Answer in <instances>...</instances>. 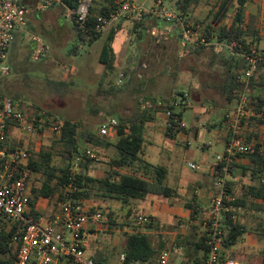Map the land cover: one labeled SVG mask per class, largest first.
<instances>
[{"label":"rangeland","instance_id":"1","mask_svg":"<svg viewBox=\"0 0 264 264\" xmlns=\"http://www.w3.org/2000/svg\"><path fill=\"white\" fill-rule=\"evenodd\" d=\"M215 3L217 0H201L198 7L189 11V23L205 22ZM248 3L258 4L256 14L252 16L257 17L262 27L263 35L257 47L263 52L264 0H249ZM103 5L104 0H95L92 8L98 12ZM146 7L149 11L153 9L151 3ZM165 7L176 10L173 3ZM155 22H159L161 26L150 27ZM119 23H122L123 30L113 45V69H107L100 64L99 57L109 31L92 43L81 42L71 18H68L67 11L62 6H55L47 12L31 13L26 28L17 34L18 38L12 46L9 56L10 72L6 76L0 73V91L3 99L0 103L13 100L28 118H34L36 113H49L51 121L69 120L97 134L103 120L128 118L138 110L150 111L143 110L142 104H153L152 99L156 101L157 105L153 104L152 109L157 112L156 121L146 127L145 138L150 144L147 145L144 160L153 166H162L168 170L167 183L177 191L178 198L151 197L145 202L134 201L133 206L139 215H151L158 221V230L148 231L153 243L157 244L159 237H163L167 248H170L176 239L185 238L189 234V217H184L182 213L179 215L175 208L184 207L188 200H193L201 206V201L206 199L202 205L204 207L211 203L215 193V177L203 172V168L207 167V170L209 165L215 163L216 156L224 151L223 144L214 143L217 137L212 132L217 130L220 141L226 144L228 133L223 121L235 102L232 105L226 104L214 89L223 76V68L217 63L211 65L210 59L213 54H222H217L211 47H207L208 54L204 57H185L182 26L177 21H169L150 12L144 14L141 21L124 19ZM137 23L147 24V31L144 32ZM117 25L118 23L114 28ZM153 30L164 36L157 41L152 34ZM36 39L44 43L46 50L38 60H33L31 45L35 44ZM225 54L228 53L225 51L223 55ZM262 76L264 78V72ZM54 82L70 86L58 88ZM206 86H210V89ZM178 93H183L186 98L183 99ZM167 105L181 115L184 129L187 131L177 133L175 139L166 135ZM241 134L246 140L251 135L249 142L260 141L264 138V125L258 126L247 121ZM59 137L58 133L48 128L42 133L34 132L32 135L15 131L12 143L34 152L52 148L53 163L59 166ZM202 144L212 147L203 151ZM89 151L97 158L91 165L94 177H105L110 170L108 163L114 157V150L110 149L104 154L91 149ZM188 163L203 167L202 171H191ZM234 173L238 180L249 182V177H243L240 171ZM178 174L180 179L177 180ZM93 204L102 209L109 208L114 213L119 211V204L114 202L96 199ZM57 205V201L53 204L40 203L44 208L42 216L49 218L56 214ZM197 211L198 217H202V210L197 208ZM243 222L247 225L253 224L251 217H246ZM143 230L142 228L141 231ZM122 235L113 232L99 234L92 240L91 253L100 252L106 256L107 264H118V252H114V248L120 247ZM238 245L225 251L229 259L232 254L241 252L257 254L264 248V233H260L257 239L249 236L244 244ZM182 259L188 258L181 249L178 254L172 256L169 264H179Z\"/></svg>","mask_w":264,"mask_h":264},{"label":"trees","instance_id":"2","mask_svg":"<svg viewBox=\"0 0 264 264\" xmlns=\"http://www.w3.org/2000/svg\"><path fill=\"white\" fill-rule=\"evenodd\" d=\"M104 1L105 5L101 7L99 13L96 9L90 8L89 17L84 27H80L75 19L71 18L73 28L81 42L92 43L102 36L101 33L95 31L96 17L107 15L115 10L119 0ZM168 1L173 3L176 10L182 13L183 24H189L205 41L222 43L234 50L233 56L213 54L210 59L211 65L217 63L223 68V76L214 89L219 92L226 104L232 105L237 100L238 94L243 90L240 80L249 69L245 58L253 55L251 50L253 47L257 49L261 57L258 59L257 70L249 82V106L252 109V115L248 121L258 126L264 125V78L262 76L264 72V51H259L257 47L263 34L257 17L246 13V5L249 0H217V3L211 7L206 21L195 24L189 23V11L198 7L201 0ZM79 2L80 0H63L61 6L66 11L75 12ZM22 3L30 7L33 6V3L28 0H22ZM138 24L137 26L141 27L144 32L147 31L148 27L145 26L147 24ZM160 26L159 22L150 25V27ZM122 30V23H118L115 28L113 26L109 30L107 35L99 57L100 64L107 69H113L115 60L113 45ZM34 47L35 44L32 43V52ZM184 52L185 57L196 58L208 54L207 47L200 42L186 47ZM211 52L213 53L212 50ZM53 84L58 88H68L70 86V84L65 83L54 82ZM206 87L210 89V86ZM178 94L183 99L186 98L183 93ZM2 100L0 91V102ZM151 101L155 106L157 105L156 101L153 99ZM166 108L172 113L169 121L174 117L182 121L181 115L177 114L173 108L168 105ZM156 116V110L152 111L150 109V111L143 112L138 110L128 118L119 117L117 134L113 138H108L110 136L102 137L99 133L94 134L91 129L83 127L81 124L69 120L61 122L59 119L49 122L51 119L49 113H44L41 116L36 113L35 132L42 133L51 125H54L56 131L59 132L58 144L61 148L59 153L61 165L57 166L53 163L52 148L41 149L32 158L30 162L31 169L40 174L42 187L33 193L34 199L30 204L31 214L35 218L38 217L33 209L40 198L47 199L49 204L68 198L72 202L87 208L91 213L100 212L110 218H123L121 221H124L139 215L138 210L133 207L134 201L144 202L150 196L165 199L178 198L177 191L167 184L168 170L162 166H153L144 160L147 145L150 144L145 138L146 127L156 121ZM60 123H62L61 126ZM180 132L186 133L187 131L185 129L175 131L170 128L166 131V135L170 139H175L176 134ZM250 139L251 135L247 137V141ZM1 147L0 145V149ZM259 147L257 146L255 154L240 157L241 160H248L247 165L239 163L232 165L231 179L226 182L229 199L223 201L226 210L222 212V231L226 232L223 243L225 251L239 244L247 235L257 239L260 233H264V151L260 152ZM90 149L99 154H104L110 149L114 150V157L108 163L110 170L103 178H96L92 173L91 165L96 159H90L87 156ZM219 169H221V166H219ZM234 171H240L243 177L248 176L249 182L238 180ZM220 176L223 177L221 171ZM96 199L119 204V211L117 210V213H114L109 208L102 209L93 206ZM196 203L193 200H188L185 203L184 208L192 212L187 221L189 234L185 238L179 237L176 239L174 246L179 247L186 253L190 263L202 264L201 255L203 257L207 250L205 245L207 232H201L200 227L192 224V222L197 221L199 216L198 204ZM148 217H150L151 223L147 224L145 229L147 231L158 230V221L151 216ZM246 217H251L253 224H245L243 220ZM111 226L118 227L121 224L117 225L112 222ZM9 239L10 234H0V264H15V255L7 247ZM166 248L167 243L163 237H159L157 244H154L150 234L141 232L123 233L120 247L114 248V252H118V262L120 257L124 256L122 264H158L159 254ZM91 257L95 264H107L106 256L100 254V252L91 253ZM230 259L238 264H264V248L259 250L257 254L247 252L232 254Z\"/></svg>","mask_w":264,"mask_h":264},{"label":"built area","instance_id":"3","mask_svg":"<svg viewBox=\"0 0 264 264\" xmlns=\"http://www.w3.org/2000/svg\"><path fill=\"white\" fill-rule=\"evenodd\" d=\"M33 3L30 7L22 3V0H0V73L6 76L10 72L9 56L17 34L23 31L28 24V17L33 12H46L53 7L63 5V0H28ZM95 0H80L77 10H67L68 18H74L80 27L86 24L90 8ZM151 3L153 9L146 7ZM168 0H119L117 8L107 15L96 17L95 31L105 33L124 19L141 21L144 14L154 13L169 21H177L182 26V47L193 46L199 42L206 47H212L217 54L225 51L234 55V50L225 44L207 42L201 35L189 25H184L182 13L177 10H169L165 6ZM153 36L157 41L164 34L153 30ZM33 50V60H38L45 52L44 43L36 39ZM253 55L246 57L249 69L241 78L243 90L238 94L233 107L226 113L223 126L226 128L228 137L224 151L216 156L214 165L210 168L215 177L211 203L208 207L199 206L202 217H198L192 224L200 227L201 232H207L205 245L207 247L202 264H238L225 255L223 247L226 232L222 231L223 215L226 210L223 201L229 199L226 182L232 171V165L241 161L240 157L255 154L257 146L259 151H264V138L260 141L248 142L242 137L243 125L252 115L249 106V82L257 70L258 59L261 55L255 47ZM183 53L181 52V56ZM143 110L153 109L151 103H143ZM171 112H166L167 130L181 131L185 125L177 117L171 121ZM44 113L39 114V116ZM36 117L28 118L24 111L11 100L0 103V234H10L8 249L15 255V264H95L91 257L92 240L104 232L117 234L137 233L150 234L146 225L151 223L150 217L137 215L121 221L114 217H107L100 212H89L85 207L72 202L68 198L60 200L57 212L51 217L42 216L43 207L40 203L48 204L49 201L40 198L33 211L38 214L35 218L31 214L30 204L34 199V191L42 187L41 176L32 171L30 162L38 151H32L23 146H14L12 135L15 131L32 135L35 132ZM51 121V119L49 120ZM62 123H60V126ZM119 126L115 118L103 120L98 128L102 137L115 136ZM48 129L57 132L54 125ZM59 134V132H57ZM91 159H97L91 151L87 152ZM191 171H198L200 167L195 163H188ZM221 166V169H219ZM220 171L223 177L220 176ZM192 213V212H191ZM114 224L121 226L113 227ZM142 228L144 229L143 231ZM181 251L179 247L172 246L162 250L158 257V264H169L172 256ZM124 262V256L119 259V264ZM179 264H192L188 259L180 260Z\"/></svg>","mask_w":264,"mask_h":264},{"label":"crops","instance_id":"4","mask_svg":"<svg viewBox=\"0 0 264 264\" xmlns=\"http://www.w3.org/2000/svg\"><path fill=\"white\" fill-rule=\"evenodd\" d=\"M258 7V4H254V3H247V5H246V13L248 14V15H253V14H256V12H257V8ZM47 12V11H46ZM41 13V12H40ZM19 35V34H18ZM18 35H17V37L16 38H18ZM217 138H215V140H214V143L215 144H218L217 142H219V143H221V144H223V146L225 147V142L223 143V142H221L220 140V137H219V132L217 131V130H214L213 132H212ZM219 137V138H218ZM202 149H203V151H207V150H209L211 147H212V145H208V144H202ZM189 153H190V150L188 151ZM192 152V151H191ZM239 164H241V165H247L248 164V161H246V160H241V161H239ZM214 164H212V165H209L208 166V169L206 170L205 168H207V167H205V168H203V167H200V170H198L197 172H200V171H202V168H203V172H206V173H210L211 174V171H210V169L209 168H211L212 166H213ZM178 177L176 178L177 180L178 179H180V175L178 174L177 175ZM168 179V178H167ZM197 179H198V177H197ZM231 179V177L229 178L228 177V180H230ZM194 180V179H193ZM167 182H168V180H167ZM168 184V183H167ZM206 193L208 192V191H205ZM154 198V197H156V196H150L149 198ZM206 200V199H205ZM205 200H202L201 202H202V205L205 203ZM147 201V200H146ZM145 202V201H144ZM134 207V206H133ZM135 208V207H134ZM176 210H178V214L179 215H181V213L183 214V216L184 217H186V218H190V216H191V211L190 210H186L184 207H179V208H175ZM182 211V212H181ZM147 216H151V215H147ZM151 217H153V216H151ZM154 218V217H153ZM249 238V235H247V236H245L240 242H239V244L241 243V244H244V241L246 240V239H248ZM237 246H239L238 244L236 245V246H234V247H237ZM234 247H232V248H234ZM94 253V252H93ZM92 253V254H93ZM119 264V263H118Z\"/></svg>","mask_w":264,"mask_h":264}]
</instances>
